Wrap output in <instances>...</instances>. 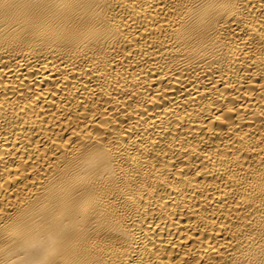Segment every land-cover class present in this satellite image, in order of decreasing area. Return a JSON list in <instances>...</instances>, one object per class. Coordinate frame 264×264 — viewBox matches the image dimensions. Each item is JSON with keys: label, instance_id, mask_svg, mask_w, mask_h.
<instances>
[{"label": "bare ground", "instance_id": "obj_1", "mask_svg": "<svg viewBox=\"0 0 264 264\" xmlns=\"http://www.w3.org/2000/svg\"><path fill=\"white\" fill-rule=\"evenodd\" d=\"M0 264H264V0H0Z\"/></svg>", "mask_w": 264, "mask_h": 264}]
</instances>
